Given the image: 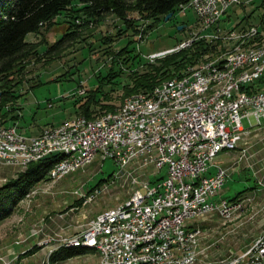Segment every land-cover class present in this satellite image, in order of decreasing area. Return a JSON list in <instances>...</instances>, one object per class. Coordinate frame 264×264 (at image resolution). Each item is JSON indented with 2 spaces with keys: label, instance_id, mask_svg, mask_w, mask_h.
Instances as JSON below:
<instances>
[{
  "label": "built area",
  "instance_id": "obj_1",
  "mask_svg": "<svg viewBox=\"0 0 264 264\" xmlns=\"http://www.w3.org/2000/svg\"><path fill=\"white\" fill-rule=\"evenodd\" d=\"M249 1L252 0H186L178 13H186L187 3L195 2V11L192 12L199 26L200 22H207V29L197 30L196 38L179 45L188 47L198 39L214 43L232 32H243L247 25H228L230 20L233 24L229 10L233 6L242 7ZM248 26H252V34L247 38L255 36V29L259 26ZM172 51L173 48L156 54L163 56ZM156 54L150 56L155 57ZM245 56V52L238 53L236 57H226L225 54V57L209 59L205 67L189 65L182 78L165 81L161 98L170 96L174 90L205 86L202 85L203 75L222 69L227 61H243ZM252 65H259V72L245 73V81L232 87L231 105L228 107L199 102L201 111H193L192 104L181 112H174L172 120H157V115H154L151 121L141 122L144 112H140V105H145V97L152 94L147 89L128 109L112 111L115 122H100L98 127L80 124V131L63 135L57 147L36 150L32 162L63 147H71V158L49 170V175L58 177L68 174L70 165L83 169V159L95 153V146H103V155L99 159H112L117 167L103 187L120 181H137V192L127 197L126 206L98 217L85 231H77L70 236L60 233L56 237L57 244L66 238L89 241L92 250L98 253L97 264H189L190 258L198 259L196 251L187 256L171 257V250L172 247L186 245L187 241H199L201 229L194 225L198 214L229 215L240 205L220 192L231 170L237 169L241 159L251 156V145L246 139L255 129L264 126V88L259 87V80L264 79V61ZM47 106L52 104L48 102ZM77 115L56 125L76 121ZM251 116L254 121H250ZM243 118L248 119V127L243 125ZM15 132H22L19 120L6 124L0 121V150H3V141H12L17 149ZM44 136L28 137V140L34 142ZM232 150L239 151L238 158L235 157L230 164L214 162L220 153ZM3 155H6L4 150ZM124 170H131V180H124ZM38 184H44V179ZM99 191L96 188L90 193L81 185L71 193L84 205ZM73 209L78 207H70L68 211ZM162 230H170L169 239L161 238ZM38 233L39 230L35 229L29 236ZM141 243H162V250L141 251ZM235 264H264V241L257 242L252 250H245L244 260Z\"/></svg>",
  "mask_w": 264,
  "mask_h": 264
},
{
  "label": "rangeland",
  "instance_id": "obj_2",
  "mask_svg": "<svg viewBox=\"0 0 264 264\" xmlns=\"http://www.w3.org/2000/svg\"><path fill=\"white\" fill-rule=\"evenodd\" d=\"M77 5L80 4L77 3ZM229 11L233 17V24L230 20L229 26L258 25L261 36L264 38V21L262 20L264 19L262 17L264 15V0H252L244 3L242 7L233 6ZM115 19L113 15L106 16L103 22L95 25L93 29V36L96 37V40L93 39V36H89L88 32H85L72 46L64 49L54 61L44 63L43 60L32 59L29 60L28 64L25 61L27 66L24 72L18 76H22L24 79V85L20 88L22 95L18 99L19 108H17V111L19 110L23 115V120L20 121L22 128L33 120L37 125L48 124L47 126H50L76 115L72 108L75 98L84 94L90 86L94 88L98 84L99 78L103 80L102 77L110 69L113 58L107 53V49L117 51L126 45L127 39L134 40L132 43V46H135L134 53H140L141 58H143L135 59L132 69L142 72L144 70L143 63L149 60L153 61L159 56L156 53L171 48H174L175 51L182 46L179 44L183 41L196 38L197 30L207 29L201 24L199 26L195 14L188 10L183 14L176 13L173 18L170 16L160 23H153L143 39L139 40L137 36H123L119 41L106 46L103 41L97 39L102 33H116L114 23L117 21ZM182 21H185L186 25L182 24L183 26L177 30L175 24H180ZM251 28L245 27L244 33L238 34H246L245 36H247ZM57 36L58 33L55 31L49 32L47 34L48 42L53 43ZM39 38L30 34L27 40L36 42L40 40ZM224 39V37L220 39V42H224ZM238 40L239 38H236V42L235 39L227 42L233 46V44H238ZM179 41L182 42L178 44ZM139 48L142 53L139 52ZM40 52H42L41 48ZM130 54H133V50ZM151 54L157 56H150ZM119 68L121 65L115 64L114 76H116L111 79V83L104 85V89L109 92L111 99L102 100L103 103L114 104L118 108L126 99H122L124 94L122 87L129 83V69L124 64L122 65V72H119ZM36 80V85L29 89V86ZM164 80L166 79L164 78ZM48 102L52 104L51 107L47 106ZM95 110L102 111L98 106ZM107 112L111 111H102L93 116H100ZM80 115L82 114H78L77 118L85 117ZM250 119V121H254L253 116ZM242 122L245 127H248L247 118H243ZM246 140L251 145L249 149L251 156L240 160L237 169L234 167L237 172L231 170L230 175L232 173L238 174L234 177L229 176L220 192L222 196L231 198L238 191L245 189L239 199L235 200L240 205L230 216L204 215L194 221V225L201 229L197 246L199 258L194 264H226L244 254L245 250H249L264 235V126L251 132ZM238 151L220 153L214 162L230 164L235 157L238 158ZM116 169L112 159L108 158L102 161L95 158L88 162L83 169L66 174L58 181H53L48 175L45 184H36L30 193L15 206L11 216H8L10 218L4 219L0 224L19 229L20 237L23 235L21 232L27 229L28 234L35 229L39 230L36 235L40 234V241L45 240V243L49 245L47 255L44 256L43 252H38L41 246L37 247L36 245L27 252L23 251L22 254L11 252L12 256L10 257L2 253L5 250H0V264H28L29 256H32V264H57V262H49L48 256L52 251L58 249L56 237L60 235L57 232H62V226L65 224V222L63 225L59 224L64 212H68L69 216L74 214L75 218L79 217L78 212L82 213L80 222L84 223L78 224L80 231H82L84 227L93 223L100 214L122 205L127 201L128 196L135 194L137 182L129 181V185L127 182L120 181L114 185L103 187V184L109 179L107 176ZM249 170L251 173H248ZM20 172H22L20 169L0 164V184L5 183L9 178L16 177ZM104 178L106 179L96 185L99 180ZM124 180H131V171H125ZM81 185L84 190H88L90 193L96 188L100 189L96 193L97 196H94L91 201L84 205L81 199L75 198V195L71 193ZM91 187L94 188L91 189ZM70 207H78V209L67 211ZM66 219V217L63 218V221ZM71 230L74 232V229ZM71 230L66 229L65 232L68 233L67 231ZM63 243L64 241H62ZM63 264L82 263L67 261Z\"/></svg>",
  "mask_w": 264,
  "mask_h": 264
},
{
  "label": "trees",
  "instance_id": "obj_3",
  "mask_svg": "<svg viewBox=\"0 0 264 264\" xmlns=\"http://www.w3.org/2000/svg\"><path fill=\"white\" fill-rule=\"evenodd\" d=\"M184 2L186 0H0V121L6 124L21 117V114L15 112L19 105L18 99L22 95L20 88L24 85V79L18 76L24 72L29 60H43L44 63L54 61L85 32L93 36L95 25L101 24L108 15L116 18L117 23H114L116 33H102L97 40L110 46L112 42L119 41L123 36H137L139 40L143 39L153 23L157 24L165 20L169 12L173 13L171 16L173 18ZM77 3L80 5L78 6ZM262 17L264 18V15ZM182 24L186 25L185 21L175 24L176 29L178 30V25ZM51 31L58 33L53 43H49L47 39V34ZM30 34L40 37V40L36 42L27 40ZM93 39L96 40V37L93 36ZM262 39L264 38L260 33L257 40ZM133 41L127 39L126 45L117 51L107 49V53L113 58L110 69L102 77L103 80L99 78L94 88L90 86L84 94L75 98L72 103L75 114L94 118L98 115H93L102 111L112 112L118 108L114 104L102 102L111 99L104 85L111 83V79L116 76H114L115 64L121 65L119 72H122L123 64L129 69V83L122 87L124 90L122 99H125L144 93L147 89L149 92L167 79L182 76L189 65H196L201 59L209 60L223 49L221 42L194 40L184 49L182 47L156 57L153 61H145L144 70L139 72L132 69V66L135 59L143 57L141 58L140 53H134ZM181 42L179 41L178 44ZM132 50L133 54H130ZM138 50L141 52L140 48ZM36 82L37 80L33 81L29 89L36 85ZM263 86L264 80H260V88ZM96 106L102 111L95 110ZM59 161L60 156H48L32 162L27 166V170L0 185V222L11 215L15 206L36 184L42 179H47L49 170ZM110 176L111 174L107 178ZM105 179L99 180L96 185ZM244 190L238 191L235 196L228 199L238 200ZM89 250L91 249L59 247L49 254L48 260L52 263L60 262Z\"/></svg>",
  "mask_w": 264,
  "mask_h": 264
},
{
  "label": "bare ground",
  "instance_id": "obj_4",
  "mask_svg": "<svg viewBox=\"0 0 264 264\" xmlns=\"http://www.w3.org/2000/svg\"><path fill=\"white\" fill-rule=\"evenodd\" d=\"M183 5L179 7L182 8ZM195 11V2L187 3V11ZM202 26L207 27V22H200ZM252 27V26H244ZM241 32H232L229 37L225 36L224 42L222 44V51H219L213 58H221V57H236L238 53L245 52L246 56L243 58V61H227L225 66L222 69L214 70L212 73H206L202 76V85L205 86H197L194 89H183V90H174L170 96H164L161 98V92H164V83L158 85L153 90L149 91L152 94L147 95L145 97V105H140V112H144L141 114V122H149L154 118V115H157V120H172L174 119V112H181L183 109L188 108L193 104V111H201V103L199 102H209V103H217L218 107H228L231 105V96L232 87H235L238 84H242L245 81V73H257L259 72V65H252L253 63H261L264 61V40L258 41L257 38L260 36L259 28L255 29V36L248 37L246 34H238ZM252 34V28L248 32ZM196 37V35H195ZM221 37L220 39H222ZM239 38V42L237 45H230L228 40ZM220 39L215 40L214 43L219 42ZM247 40H249L247 42ZM222 41V40H221ZM228 44V45H227ZM232 44V43H231ZM183 45L180 47L182 48ZM178 48V49H180ZM177 49V50H178ZM184 49V47H183ZM174 51V48H173ZM180 51V50H179ZM215 51V50H214ZM217 53V52H216ZM211 56V55H210ZM209 60H200L195 66L196 67H205ZM185 72H188V68ZM184 76L176 77L173 79H180ZM264 80V79H262ZM260 87V80H259ZM264 88V86L262 87ZM145 93V92H144ZM144 93H139L137 95H133L124 100L123 104L117 108L115 111L120 109H128L133 105V103H137V96L143 95ZM224 96V97H220ZM148 105V111H147ZM78 116V115H77ZM76 116V121H67L66 124L47 127L43 129V131L36 136H44V138H38L36 141L28 140V136L22 134L24 132H15V140H17V149L13 145L12 141H3L2 149L4 150L6 155H3V150H0V157H2V165L17 168L20 171H23L27 168L26 164H30L33 161V156L36 155V150H42L44 147L46 148H55L59 144V139L63 135H70L73 131H80V124L88 123L89 127H98L100 122L102 123H113L115 122V113L107 112L101 114L100 116L94 118H86V117H78ZM264 120V114H263ZM34 137V136H32ZM22 151H28V153H23ZM103 155V146H95V153H91L87 159H83V167L88 163L93 161L95 158H99V156ZM48 156H60V161L56 165L61 164L67 159L71 158V147H63L61 150L45 155L42 159ZM27 170V169H26ZM78 170V165H70L68 166V174L75 172ZM125 171L131 170H124ZM65 175H59L58 177H52L49 175L53 181H58L63 178ZM48 178V179H49ZM51 181V180H50ZM137 182V181H130ZM45 184V180H44ZM130 185V183H129ZM137 192V190H136ZM135 192V193H136ZM135 195V194H134ZM133 195V196H134ZM127 205V201L122 205L111 208L100 214L98 217H104L106 214H109L112 210L122 209ZM238 206L236 209H238ZM217 214L219 216H230ZM206 214H198L197 218L202 217ZM97 217V219H98ZM96 219V220H97ZM94 225V222L87 225L86 227H82V231L90 228ZM201 234V233H200ZM199 234V236H200ZM162 239L170 238V230H162L161 231ZM264 241V235L260 237L257 242ZM199 241H187L186 245L180 247H172L171 257H180L187 256L196 251V254L199 255L197 251ZM257 242L249 249L256 248ZM62 244V241L59 245ZM58 245V247H59ZM57 247V248H58ZM62 247H79V248H89L92 250V243L89 241H85L84 239H74V238H66ZM162 250V243H141V251H157ZM245 258V253L241 256L231 260L226 264H235L237 261H243ZM197 261V258H190L189 264H194Z\"/></svg>",
  "mask_w": 264,
  "mask_h": 264
},
{
  "label": "crops",
  "instance_id": "obj_5",
  "mask_svg": "<svg viewBox=\"0 0 264 264\" xmlns=\"http://www.w3.org/2000/svg\"><path fill=\"white\" fill-rule=\"evenodd\" d=\"M19 108V106H17ZM19 111L15 112L18 113ZM21 117L19 119V127L20 130L24 133V135L26 136H36L39 135L43 129L47 128V127H52V126H56V125H50L47 126L46 124L43 125H37L34 120L29 123L27 126H24V128H22L23 126H21V120H23V115L20 112ZM46 126V127H45ZM44 127V128H43ZM22 128V129H21ZM237 172V170H234ZM251 173V171L249 170L248 173ZM233 174V175H232ZM230 175V177H234L236 176V174L238 173H232ZM68 211V210H67ZM76 214V213H75ZM79 217L75 218V216H73L72 214H68V212H64L63 214V218H67L65 221H63V218L60 221V225H63V223L65 222V224L62 226V232L59 233L63 234L64 236H70L74 233H76L77 231H80V227H78V224L84 223V222H80L81 221V216L82 213L78 212ZM65 215V216H64ZM11 216V215H10ZM10 217L6 218L9 219ZM66 229L71 230V231H67L68 233H71L70 235L68 233H66ZM19 229L17 228H13V226L10 225H3L0 224V250H5V252L3 251L2 253H5L6 256L10 257L12 256L11 252H15L16 254H22V252H27L30 248H32L34 245H36L37 247L41 246L38 249V252H43L44 256L47 255V252L49 250V245L46 244L44 241H40L41 239V235H34V236H29L28 234V229L21 232L23 235L20 237L19 236ZM18 233V234H17ZM19 238L20 243H16V240ZM60 247V245H59ZM58 247V248H59ZM32 256H29L28 260V264H32L33 260L31 258ZM98 253L95 252L94 250H89L86 253L71 257L67 260H64L62 262H57V264H63L67 261H71V262H81L82 264H97L98 263Z\"/></svg>",
  "mask_w": 264,
  "mask_h": 264
},
{
  "label": "water",
  "instance_id": "obj_6",
  "mask_svg": "<svg viewBox=\"0 0 264 264\" xmlns=\"http://www.w3.org/2000/svg\"><path fill=\"white\" fill-rule=\"evenodd\" d=\"M172 12H169L168 14H166L165 16V20H167L170 16H172ZM183 26V25H178V29H180V27Z\"/></svg>",
  "mask_w": 264,
  "mask_h": 264
}]
</instances>
